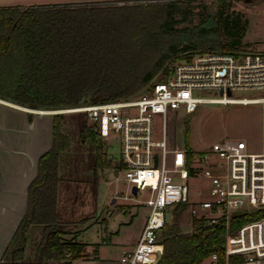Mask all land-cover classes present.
Here are the masks:
<instances>
[{"label": "trees", "instance_id": "trees-1", "mask_svg": "<svg viewBox=\"0 0 264 264\" xmlns=\"http://www.w3.org/2000/svg\"><path fill=\"white\" fill-rule=\"evenodd\" d=\"M229 7L221 0L214 12L197 19L182 0L0 7V98L33 103L36 108L79 106L89 98H127L161 69L165 79L171 58H183L189 51L226 53L243 47L241 31L229 29ZM175 17L188 26L173 27ZM61 120L56 116L52 122V146L38 159L37 174L27 188L25 214L0 264H75L73 260L86 253V244L76 240L82 230L64 240L58 221L59 157L70 146ZM89 137L96 149V168L109 167L92 131ZM262 216L264 211L247 220ZM245 222L239 217L233 226ZM33 225L43 227L40 263L24 258ZM194 226L196 231L181 233L174 214L161 231L164 251L157 264H204L212 254L223 261L224 227L202 222ZM237 260L242 262L233 258L230 263Z\"/></svg>", "mask_w": 264, "mask_h": 264}, {"label": "built area", "instance_id": "built-area-1", "mask_svg": "<svg viewBox=\"0 0 264 264\" xmlns=\"http://www.w3.org/2000/svg\"><path fill=\"white\" fill-rule=\"evenodd\" d=\"M214 90L218 97L197 93ZM264 90V52L228 53L195 51L176 60L169 75L155 82L147 95L81 104L65 111L82 113L97 139L114 138L120 148L118 177L137 189L138 204L148 208L144 225L133 249L113 261H83L87 264H154L164 251L160 234L181 205L193 206L194 221L224 227L223 261L217 254L204 264H231L264 260V97L233 98L234 91ZM227 91L231 95H227ZM201 104H256L261 109L260 147L252 149L244 138L214 142L206 151H191L172 145L167 133L170 113H194ZM159 123H161L159 127ZM111 160V159H110ZM201 176L208 183L207 198L190 199V182ZM201 195V192H198ZM174 209L173 213L170 210ZM244 217L246 222L233 226Z\"/></svg>", "mask_w": 264, "mask_h": 264}, {"label": "rangeland", "instance_id": "rangeland-1", "mask_svg": "<svg viewBox=\"0 0 264 264\" xmlns=\"http://www.w3.org/2000/svg\"><path fill=\"white\" fill-rule=\"evenodd\" d=\"M146 1L151 0H0V7L84 3L123 4ZM182 1L187 5L188 10L195 14L197 19L214 12L221 0ZM224 1L230 6L228 10L229 29L233 32L241 31L242 34L243 47L237 51L257 50L264 52V0H250L249 2L242 0ZM176 20H178L177 17L172 21L173 27L188 26V24L178 23ZM194 24H197V22H194ZM178 59L179 56L169 59L166 63L168 68L170 69L171 65ZM163 79L161 69L148 84L143 86L136 94L127 98H139L147 95L152 85ZM197 94L203 97L219 96V93L214 90L202 91ZM231 96L233 98L255 99L264 97V90L234 91ZM0 100L23 109H29L28 105H21L1 98ZM75 107L78 106L36 108V110L45 111L46 113H32L37 119L45 121L47 125L52 124L56 116L62 117V130L70 138V146L60 153L58 167L60 176L58 221L63 231L62 239L72 240L74 234L78 230H82L81 242L101 243L104 239L102 236L106 232L104 226H106L107 218H109V229L117 230L119 226L122 229H120L118 238L116 237L115 244L102 245L101 254L107 257H115L121 250V246L137 240L139 230L143 227L148 214V208L144 204H138L135 201L134 198L145 199V197L131 193V186L124 179V173L121 172L118 177L114 174L113 168L120 165L118 140L111 138L103 141L101 149L111 165L105 168H96L94 163L96 149L89 137L91 128L86 117L80 112L65 111ZM160 125L161 123H159V127ZM260 128L261 109L260 105L256 104H201L194 113L189 115L180 111L174 114L170 113L167 120V133L171 144L186 147L191 151H206L214 142L232 137L244 138L252 149L257 150L260 147ZM187 133L188 146L185 144ZM207 185V181L201 176H198L196 180H192L190 182V199L192 198L195 202L206 199ZM198 192H201V195H198ZM113 198H115V203L111 204ZM193 210V206L188 204L175 211L174 209L170 210V213L174 211L181 233L196 231ZM133 215L132 223L128 224ZM10 228L9 230H11ZM161 236L160 234V238H162ZM27 238V250L26 254L24 252V258L31 262L36 259L38 261L40 255L38 248L44 240L43 227L41 225L31 226ZM3 245L4 241L2 239L1 247ZM83 258L85 260H81ZM94 259L95 254L90 248L88 252L86 250L83 257L73 260V263L85 264L82 262ZM237 262L241 263L239 260Z\"/></svg>", "mask_w": 264, "mask_h": 264}, {"label": "crops", "instance_id": "crops-1", "mask_svg": "<svg viewBox=\"0 0 264 264\" xmlns=\"http://www.w3.org/2000/svg\"><path fill=\"white\" fill-rule=\"evenodd\" d=\"M29 112H31L29 109L0 102V260L25 214L27 188L37 174L38 159L51 148L53 141V123L47 125L45 121L33 115L29 118ZM133 217L134 215L128 224L132 223ZM107 220L104 226L106 232L102 236L104 239L101 243L81 242V233L76 238L78 242L86 244L87 252L92 248L95 254L94 261L117 260L124 252L133 249L142 230L141 227L137 240L121 246V250L115 257L103 256L102 245L115 244L122 229L120 226L117 230L109 229V218ZM2 239L4 245L1 247ZM95 244H98L97 248L94 247ZM26 250L27 245L25 254ZM235 264H264V260Z\"/></svg>", "mask_w": 264, "mask_h": 264}, {"label": "water", "instance_id": "water-1", "mask_svg": "<svg viewBox=\"0 0 264 264\" xmlns=\"http://www.w3.org/2000/svg\"><path fill=\"white\" fill-rule=\"evenodd\" d=\"M242 1L249 2L250 0H242ZM227 95L230 96L231 95V92L230 91H227ZM97 101H99L97 98H89V99H85L84 101H82V104H85V103H93V102H97ZM29 108L35 110L36 109V105L32 103V104L29 105ZM32 115L33 114L31 112H29V118H32ZM97 141H98V146H101V140L100 139H97ZM117 174L118 173H117V170H116L115 171V175H117ZM136 192H137V189L135 187H133L132 190H131V193L132 194H135ZM113 203H115V198H113L112 201H111V204H113ZM170 219H171V215L170 214H167L165 216V221L167 223H169L170 222ZM46 244H47V240L45 241V243L43 245V248L46 247ZM161 256H162V253H158V258L156 259V261L154 262V264H157L159 262V260L161 259ZM41 259H42V256L40 254L38 256L37 263H40L41 262Z\"/></svg>", "mask_w": 264, "mask_h": 264}, {"label": "bare ground", "instance_id": "bare-ground-1", "mask_svg": "<svg viewBox=\"0 0 264 264\" xmlns=\"http://www.w3.org/2000/svg\"><path fill=\"white\" fill-rule=\"evenodd\" d=\"M1 102H3L2 100H0ZM6 103V102H5ZM9 104V103H8ZM27 110V109H26ZM29 111L33 112V113H38V114H43V113H46L45 111H41V110H33L31 108H29Z\"/></svg>", "mask_w": 264, "mask_h": 264}]
</instances>
